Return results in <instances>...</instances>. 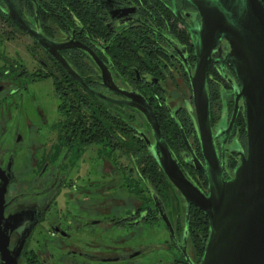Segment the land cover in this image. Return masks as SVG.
Segmentation results:
<instances>
[{"label":"flooded vegetation","instance_id":"obj_1","mask_svg":"<svg viewBox=\"0 0 264 264\" xmlns=\"http://www.w3.org/2000/svg\"><path fill=\"white\" fill-rule=\"evenodd\" d=\"M12 2L25 26L50 41L47 49L17 26L0 0L3 21L34 45L25 48L31 67L19 47L0 48L3 215L11 218V248L26 237L18 264H200L208 219L193 204L186 215V199L154 156L157 137L142 111L154 116L171 157L206 195L191 86L197 9L187 0ZM228 52L218 41L206 71L225 178L239 163L236 151L247 148L246 104L224 61Z\"/></svg>","mask_w":264,"mask_h":264},{"label":"water","instance_id":"obj_2","mask_svg":"<svg viewBox=\"0 0 264 264\" xmlns=\"http://www.w3.org/2000/svg\"><path fill=\"white\" fill-rule=\"evenodd\" d=\"M2 1L9 19L49 49L50 41L25 26L12 0ZM187 1L201 17V26L195 30L198 61L191 86L206 163L196 166L207 177L208 193L205 195L185 178L171 157L154 116L141 108L157 137L153 153L167 179L186 199V215L193 204L208 219L200 264H264V5L261 0ZM220 39L229 44L224 61L232 66L238 82L234 86L236 95H242L246 104L247 148L246 152L236 151L240 159L230 178L224 176V161H220L214 143L206 89L210 54ZM69 71L81 82L75 72ZM7 183L8 177L0 174V264H18L26 237L10 247L13 227L11 218L3 215Z\"/></svg>","mask_w":264,"mask_h":264},{"label":"rangeland","instance_id":"obj_3","mask_svg":"<svg viewBox=\"0 0 264 264\" xmlns=\"http://www.w3.org/2000/svg\"><path fill=\"white\" fill-rule=\"evenodd\" d=\"M18 34H20V33L13 26H11V25H9L3 21V19L1 18V14H0V48L8 46L9 51H11L13 47H16V48L19 47L20 48L19 51L22 52L21 54L18 53V56L20 57V61L25 63V64H28V66L31 67V65L29 64L31 61V58H29V56L26 54L25 48H31V47H34V45L29 39H25V37H23L21 35L19 37ZM8 35L11 37L14 36L15 39H11V40L8 39L7 40L6 38L8 37ZM220 40H224V39H220ZM229 50H230V47H229ZM38 54L43 56V54L40 51ZM0 63H1V60H0ZM46 92L48 94V88L43 86L41 94H43V96H45ZM45 103H46V106H48L47 108L49 111L55 110V108H54L55 106L52 105L51 103H49V97L46 99ZM152 232H153L152 233L153 236H155L158 232V229H153ZM156 236H159V235H156Z\"/></svg>","mask_w":264,"mask_h":264},{"label":"trees","instance_id":"obj_4","mask_svg":"<svg viewBox=\"0 0 264 264\" xmlns=\"http://www.w3.org/2000/svg\"><path fill=\"white\" fill-rule=\"evenodd\" d=\"M155 167H156V169H158V167H157V166H155ZM155 167H153V169H152V170L156 172V170H155ZM202 213H203V212H202ZM206 224H207V223H206Z\"/></svg>","mask_w":264,"mask_h":264}]
</instances>
